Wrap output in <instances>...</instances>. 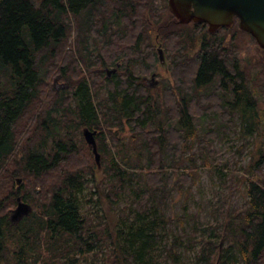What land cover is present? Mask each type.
Listing matches in <instances>:
<instances>
[{"label": "trees", "instance_id": "obj_1", "mask_svg": "<svg viewBox=\"0 0 264 264\" xmlns=\"http://www.w3.org/2000/svg\"><path fill=\"white\" fill-rule=\"evenodd\" d=\"M156 1L0 0V264H176L180 247L187 264H264V49L236 17L210 33ZM157 46L170 80L154 90L141 76ZM236 117L261 139L230 176L244 182L241 206L219 202L186 243L168 239V224L185 219L163 204L194 185L196 158L210 167L211 144ZM123 196L112 224L102 200ZM16 197L31 212L13 224Z\"/></svg>", "mask_w": 264, "mask_h": 264}, {"label": "rangeland", "instance_id": "obj_2", "mask_svg": "<svg viewBox=\"0 0 264 264\" xmlns=\"http://www.w3.org/2000/svg\"><path fill=\"white\" fill-rule=\"evenodd\" d=\"M161 2L162 0H157L156 4L159 5ZM156 48L157 50L158 48L161 49L160 61H158V59L156 60L152 72L148 75L143 74L141 76L143 84L154 90L160 88L161 81L166 82L170 80L167 70L168 62L166 52L160 46ZM157 50L155 49L156 58H158L157 56L159 55ZM112 66H107L105 68L111 69L114 67ZM131 67L134 71L139 72V64L137 65V63H134ZM151 76H153L152 79ZM53 85L56 89L64 87L61 83H57L56 80L53 81ZM262 108L264 110V103L262 104ZM211 120V118L202 120L201 126L206 127L208 123L212 122ZM234 122L235 123L230 126V128L220 134L211 144L213 151L208 156L210 167L200 165L201 159L196 158L198 169L195 173L197 180L195 179L194 185L184 194L178 193L176 190L172 191L166 204H163L164 212L167 215H171L175 218L184 215L185 219L182 223L176 221L168 224L164 231V235L167 236L168 239L176 237L181 242L183 241L186 243L185 239L190 234L197 232V230L206 223L214 222V207H216L219 202L222 203L223 206H229L230 209L239 208L241 206L244 198V182L242 177H237L239 179L237 182H230V176L231 174L239 176L244 173L246 169L245 166L261 139L254 134L255 132L251 135L246 134V130L241 129L237 117ZM212 123H214V121ZM99 160H101L99 161V165L103 164V162L106 163V159H102L101 155L99 156ZM183 170L185 172L187 171L183 166L178 168L179 172ZM102 202V207L107 218L111 220L112 224L117 225L116 212L118 210L120 211L124 205L130 202V197L123 196L118 202L111 205L105 200H102ZM15 206L16 203L12 209L15 208ZM159 247V250H161L162 245ZM189 250L190 249L180 247L179 258L176 264H187L189 262L191 257ZM160 253L163 254V251H160ZM162 254L158 255V261L163 260ZM168 263L170 264V262Z\"/></svg>", "mask_w": 264, "mask_h": 264}, {"label": "water", "instance_id": "obj_3", "mask_svg": "<svg viewBox=\"0 0 264 264\" xmlns=\"http://www.w3.org/2000/svg\"><path fill=\"white\" fill-rule=\"evenodd\" d=\"M168 11L180 24L204 22L207 30L213 33L221 26L230 27L234 17L239 29L249 33L257 45L264 49V0H167ZM161 49L158 48V53ZM116 67L106 68V75L114 73ZM153 76H151V79ZM96 130L83 129L82 136L91 147L94 160L99 165V153L96 149ZM17 184L20 178H15ZM31 212L28 203L16 197V206L11 209L9 220L15 224Z\"/></svg>", "mask_w": 264, "mask_h": 264}, {"label": "flooded vegetation", "instance_id": "obj_4", "mask_svg": "<svg viewBox=\"0 0 264 264\" xmlns=\"http://www.w3.org/2000/svg\"><path fill=\"white\" fill-rule=\"evenodd\" d=\"M166 1H167V0H166ZM156 50H157V48H156ZM157 51H158V50H157ZM162 52H163V51H162ZM160 54H161V52H160L159 55L157 56V57H158V58H157L158 61H160V58H159V57H160ZM118 65H119V62H116L115 65H114V67H117ZM105 70H106V68H105ZM105 73H106V71H105ZM111 74H112V73H111ZM111 74H110V75H111ZM110 75H109L108 77H110ZM106 76H107V75H106ZM143 77H144V76H143ZM143 77H142V79H143ZM144 80H145V79H144ZM149 82H150V81H149Z\"/></svg>", "mask_w": 264, "mask_h": 264}]
</instances>
